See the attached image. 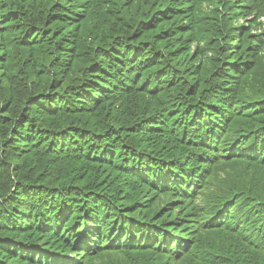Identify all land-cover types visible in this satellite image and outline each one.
I'll return each mask as SVG.
<instances>
[{
    "label": "trees",
    "instance_id": "16d2710c",
    "mask_svg": "<svg viewBox=\"0 0 264 264\" xmlns=\"http://www.w3.org/2000/svg\"><path fill=\"white\" fill-rule=\"evenodd\" d=\"M263 17L0 0V264H264Z\"/></svg>",
    "mask_w": 264,
    "mask_h": 264
},
{
    "label": "rangeland",
    "instance_id": "374dc122",
    "mask_svg": "<svg viewBox=\"0 0 264 264\" xmlns=\"http://www.w3.org/2000/svg\"><path fill=\"white\" fill-rule=\"evenodd\" d=\"M262 20H264V17L262 18ZM239 21H240V20H239ZM63 255L68 256V257L72 256V255H68V254H67V255H66V254H63Z\"/></svg>",
    "mask_w": 264,
    "mask_h": 264
}]
</instances>
